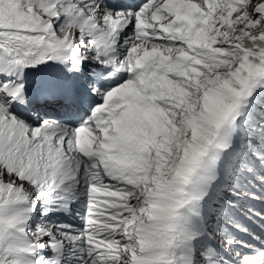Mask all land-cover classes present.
I'll use <instances>...</instances> for the list:
<instances>
[{
	"label": "snow or ice",
	"instance_id": "obj_1",
	"mask_svg": "<svg viewBox=\"0 0 264 264\" xmlns=\"http://www.w3.org/2000/svg\"><path fill=\"white\" fill-rule=\"evenodd\" d=\"M241 198L264 0H0V264H264Z\"/></svg>",
	"mask_w": 264,
	"mask_h": 264
}]
</instances>
